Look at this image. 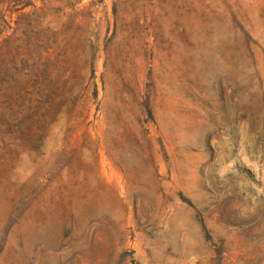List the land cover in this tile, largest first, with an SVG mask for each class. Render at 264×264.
<instances>
[{
  "label": "rangeland",
  "instance_id": "obj_1",
  "mask_svg": "<svg viewBox=\"0 0 264 264\" xmlns=\"http://www.w3.org/2000/svg\"><path fill=\"white\" fill-rule=\"evenodd\" d=\"M0 264H264V0H0Z\"/></svg>",
  "mask_w": 264,
  "mask_h": 264
}]
</instances>
